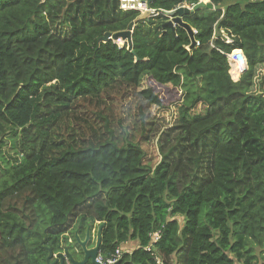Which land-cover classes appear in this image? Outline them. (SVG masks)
I'll use <instances>...</instances> for the list:
<instances>
[{
	"label": "trees",
	"instance_id": "1",
	"mask_svg": "<svg viewBox=\"0 0 264 264\" xmlns=\"http://www.w3.org/2000/svg\"><path fill=\"white\" fill-rule=\"evenodd\" d=\"M186 1H152L131 48L100 40L141 15L118 0H0V264H47L96 222L104 257L125 250L115 264H264V0L184 14L199 46L161 11ZM146 77L150 115L172 114L158 162L102 114L92 137L72 125L79 100Z\"/></svg>",
	"mask_w": 264,
	"mask_h": 264
},
{
	"label": "rangeland",
	"instance_id": "2",
	"mask_svg": "<svg viewBox=\"0 0 264 264\" xmlns=\"http://www.w3.org/2000/svg\"><path fill=\"white\" fill-rule=\"evenodd\" d=\"M120 3V0H118ZM186 3H188L186 1ZM189 4V3H188ZM229 40L228 42H230ZM124 40H119V44L123 45ZM231 74V72H230ZM232 75V74H231ZM233 77V76H232ZM264 80V66L258 69V78L257 82L261 88L260 81ZM143 86L134 89L127 88L125 85H116L113 88H108L105 90L99 98L92 99H81L77 102L76 110H79L81 113V119L78 118L72 119V125L78 129L79 127L86 133L87 136L92 137L91 130L85 128L84 120L88 119L90 121L98 120L102 116L107 117L110 122V127L116 132L117 139L122 140L126 132H129L132 139L143 141L145 135H149L150 141H145V149L148 153L149 158L154 156L156 159L153 161L156 163L160 160V152L158 149L159 139L164 131H166L170 125V118L172 117L170 110H159L157 111L158 115H162L164 112L166 118L159 117V119H154L150 115V110L142 97L137 95L142 88L147 86V77L145 78ZM142 105L143 108L141 107ZM142 108V109H141ZM98 125H96V128ZM151 129H153L152 132ZM107 134V130L102 132V135ZM98 223L94 224L92 234L93 242H96ZM71 235V232L69 233ZM128 247V246H127ZM136 247V243L131 244L130 249L133 250Z\"/></svg>",
	"mask_w": 264,
	"mask_h": 264
},
{
	"label": "water",
	"instance_id": "3",
	"mask_svg": "<svg viewBox=\"0 0 264 264\" xmlns=\"http://www.w3.org/2000/svg\"><path fill=\"white\" fill-rule=\"evenodd\" d=\"M152 1L154 0H149V2L151 3ZM203 6H207L209 8H212L213 5L212 3L210 2H204V1H199L193 8L194 9H197L199 7H203ZM192 11V9L188 8V7H180L174 11H171V15H173L175 18L173 21H170L168 23V25H170L171 27H173V23L176 22L178 23L179 25L185 27L187 30H188V33L190 35V38L192 40V46L195 42V36L193 34V30L190 26V24H188L187 22H184L183 20V15L184 14H187V13H190ZM153 14V10H148L146 12H144L143 14H141L138 19L134 22H132L130 25H129V28L126 29V30H123V31H119L115 34H112L111 32H107L102 38H100V40H103V41H107L108 39H119V38H122L123 40H126L129 42V46L132 48V34H133V28L134 26L136 25V22H138L139 20L141 19H144L150 15ZM176 14H178L176 16ZM104 226V223H102L99 228H98V233H97V244L94 248H88L87 247V243L89 241V238H90V226L88 228V231H87V238L82 241L79 237H78V242H81V245L84 249V258L83 260H75L73 258V256L71 255V253H67L68 256L70 257V261L72 262V264H103L99 261H97V257L100 253V247H101V240H102V228ZM54 257V260L52 261V258ZM68 257V258H69ZM66 260L67 258L65 257V255L63 253H60L58 255H54L53 251L51 248H49V255L47 257V264H53V263H56V262H60V264H66Z\"/></svg>",
	"mask_w": 264,
	"mask_h": 264
},
{
	"label": "built area",
	"instance_id": "4",
	"mask_svg": "<svg viewBox=\"0 0 264 264\" xmlns=\"http://www.w3.org/2000/svg\"><path fill=\"white\" fill-rule=\"evenodd\" d=\"M120 6L122 9H134V10H140V11H146L150 9L148 0H120ZM198 30L194 29V34H197ZM231 39H228V41ZM201 43L199 40L196 39L195 45L199 46ZM230 64L232 65V69L236 68L237 71L243 72L244 69L247 67V57L244 54L242 50H233L231 53L228 54ZM161 230H158L156 233H152L151 237L153 238V243L157 242L161 237ZM152 245H148L146 249L148 251L152 250ZM124 251L122 247H118L115 251V253L111 254L109 257H104L101 253H99L97 257V261L103 263V264H115L117 263ZM160 262V261H159Z\"/></svg>",
	"mask_w": 264,
	"mask_h": 264
},
{
	"label": "flooded vegetation",
	"instance_id": "5",
	"mask_svg": "<svg viewBox=\"0 0 264 264\" xmlns=\"http://www.w3.org/2000/svg\"><path fill=\"white\" fill-rule=\"evenodd\" d=\"M90 226V238L89 241L87 243V247L88 248H94L97 244V239L96 242H93V234H92V230H93V225L91 226L90 224L86 225V231L84 232V234H80L81 231L78 232V228L74 231V234L71 236L69 234V240L68 242L64 245V250L60 253H63L65 255V257L67 258L66 260V264H72V262L70 261V257L68 256L67 253H71V255L73 256V258L75 260H83L84 258V249L81 245V242H78V237L84 241L87 238V231L88 228ZM98 233V231H97ZM74 237L77 238V242L74 241ZM57 253L56 255L60 254ZM69 257V258H68ZM54 258V257H53Z\"/></svg>",
	"mask_w": 264,
	"mask_h": 264
},
{
	"label": "clouds",
	"instance_id": "6",
	"mask_svg": "<svg viewBox=\"0 0 264 264\" xmlns=\"http://www.w3.org/2000/svg\"><path fill=\"white\" fill-rule=\"evenodd\" d=\"M202 1H204V2H210V1H206V0H202ZM198 2H199V0H198ZM197 2V3H198ZM197 3H186V2H184V3H182V4H180L178 7H176V8H174V9H172V10H161L162 12H165L167 15H168V17H169V20L167 21L168 23L170 22V21H173L174 20V16L173 15H171V11H174V10H176V9H178V8H180V7H188V8H190V9H192V11H193V8H194V6L197 4ZM211 3V2H210ZM148 4H149V7H150V9H148V10H153V14L152 15H157V9H155V8H153L152 7V5H151V3L149 2V0H148ZM148 10H146V11H148ZM195 10V9H194ZM140 11V10H139ZM146 11H141V14H143L144 12H146ZM178 14H176V16H177ZM184 16V15H183ZM183 20H184V18H183ZM185 22V21H184ZM177 25H179L178 23H176V22H174L173 23V28H175ZM191 26V25H190ZM191 28H192V30H193V34H194V29H196L195 27H192L191 26ZM188 31V30H187ZM196 34H194V36H195ZM190 36V35H189ZM227 37V40L228 39H230L228 36H226ZM117 43H119V41L118 40H116V39H114ZM126 41H127V39L126 40H124V43H123V45L126 43ZM195 41H196V38H195ZM232 41V40H231ZM230 41V42H231ZM191 46H192V44H191ZM193 46H195V42H194V44H193ZM237 50V49H236ZM239 50H241V49H239ZM243 51V50H242ZM244 52V51H243ZM231 53V52H230ZM228 54L229 53H227L226 55H227V57H228ZM245 54V53H244ZM228 60H229V57H228ZM248 60V59H247ZM229 64H230V60H229ZM233 69H236V68H233ZM232 65L230 64V72H232ZM248 69V63H247V67L244 69V71L245 70H247ZM243 71V72H244ZM239 72V71H238ZM243 72H239V78L237 79V80H239L240 79V76L242 75V73ZM232 74V73H231ZM232 76V75H231ZM233 78V77H232ZM234 80V79H233ZM237 80H235V81H237ZM147 247V246H146ZM146 247H145V249H146ZM152 249H153V247H152ZM147 250V249H146ZM125 251V250H124ZM152 251V250H151Z\"/></svg>",
	"mask_w": 264,
	"mask_h": 264
},
{
	"label": "bare ground",
	"instance_id": "7",
	"mask_svg": "<svg viewBox=\"0 0 264 264\" xmlns=\"http://www.w3.org/2000/svg\"><path fill=\"white\" fill-rule=\"evenodd\" d=\"M199 1H202V0H199ZM119 39H122V38H119ZM119 39H117V40H119Z\"/></svg>",
	"mask_w": 264,
	"mask_h": 264
}]
</instances>
